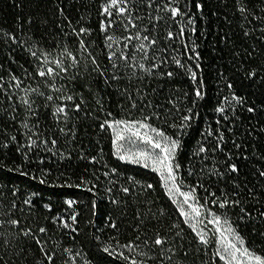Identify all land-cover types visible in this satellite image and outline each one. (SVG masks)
Wrapping results in <instances>:
<instances>
[{"label":"trees","instance_id":"1","mask_svg":"<svg viewBox=\"0 0 264 264\" xmlns=\"http://www.w3.org/2000/svg\"><path fill=\"white\" fill-rule=\"evenodd\" d=\"M104 2L0 0V84L3 85L0 88V204L3 206L0 210L9 213L15 201L17 208L11 211L10 217L20 219L21 227L34 231L45 227L48 232L46 235L41 234L40 238L48 242L46 248L49 251L56 252L55 264H129L119 257V253L134 254L121 246L129 241L141 243L145 239L151 243L157 233L169 237L168 247H174L176 251L171 261L164 259V264H212L211 249L206 253L191 229L183 223L159 175L142 165L119 160L114 155L111 132L99 128L105 118H141L140 109H130L128 101L116 90L117 87L128 88L137 103L146 100L153 106L162 105L163 110H166L172 107L167 101L175 99L181 112L192 108L194 115L199 113L191 122V128L185 129L187 134L180 135L183 143L177 160L181 165L179 175L184 190H188L189 186L196 187L200 202L203 204L207 199L209 208L217 213H225L238 226L247 245L257 254L264 255V237L260 235L264 232V217L260 215L264 212V177L259 175V171H264V31H261L264 29V19H260L264 17V0H179V7L187 13L183 17L186 31L183 38L177 36L173 40L167 39V33L179 32L181 24L176 21L181 18L170 19V14L162 10V5L168 0H155L151 7L148 6V0H133V15L139 17L136 23L144 35L156 39L155 55L167 58V64L162 65L160 71H174L175 77L167 79L160 75H145L141 80L136 78L142 75L137 70L136 77L129 79L133 70L128 69L124 79L109 87L95 74L89 77L92 66L88 62L86 71V62L82 59L77 79H57L56 84H65L66 88L61 93L52 92L36 76L34 66L38 61L30 56L28 48L38 53L50 52L52 57L57 56L64 45L75 51L74 38L63 34L71 32L68 27L70 20L77 30L81 26L92 30L86 39L93 42L91 50L101 67L107 65L105 35L100 31V22L104 19L101 16ZM198 4L203 6L202 11L198 10ZM157 5H161L160 10ZM240 6L249 10L247 19L238 11ZM59 9H63V15ZM157 15L163 19H154ZM190 18L194 19L195 33L187 25ZM29 19L31 24L28 23ZM112 19L117 20V17L113 15ZM110 31L118 38L129 34L118 20ZM246 31L248 35H245ZM5 33L9 35L5 36ZM11 36H15L20 43L9 38ZM185 45L188 46L187 50ZM114 47H122V42ZM193 47L200 56L198 76L202 72L206 92L203 100L195 97L196 85L189 75L172 63V57L175 56L194 67L195 61L188 59L189 54L194 55ZM126 51L136 57L133 63H151L142 60V54L135 52L131 44ZM25 70L30 76L25 75ZM253 72L256 75L250 77ZM74 73L75 70L70 69L69 75ZM11 75L23 81L22 88L38 87L45 95L51 93L58 97L75 93L79 97L82 94L86 102L82 107L92 112V117L70 113L73 118L67 128H73L74 125L75 138L65 136L60 132L64 125L53 117L49 102L31 94L38 111V127L33 131L39 134L40 140L56 139L57 143L54 147L41 144L39 148H27L25 130L19 127L23 109L19 108L18 97L24 93L12 86L14 81L10 80ZM228 84L232 85L231 89ZM233 95L241 97L243 103L233 101ZM101 98L103 111L96 103ZM193 101H196L195 104ZM76 102L79 103V99ZM55 103L62 101L57 99ZM13 105L17 107L16 113L12 112ZM220 106L225 108L224 114L216 111ZM250 107L255 111L248 112ZM161 110L152 107L144 108L143 111L147 115ZM108 112L112 113V117H107ZM13 114L17 115L16 122L10 119ZM176 115L173 110L169 119ZM224 115L228 116L227 120L223 118ZM34 123L35 119L29 121L30 125ZM152 123L169 135L177 134V130L169 127L166 121L154 120ZM209 130L223 133L222 150L196 155L201 144L211 149L217 143L214 137L207 135ZM12 136H16V142L11 140ZM5 144L7 147L3 146ZM204 156L208 158L204 159ZM92 158H95V162ZM230 163L237 165L238 173L227 171ZM112 169L116 170L115 173H112ZM216 170L223 175H214ZM105 172L110 175L105 176ZM41 179L46 182L41 184ZM82 179L91 183L79 188L65 186L79 185ZM91 184L97 185L94 189L96 195L86 190ZM147 184L154 187L148 189ZM123 187L132 189V195L126 196L121 191ZM108 188L112 189L111 193L107 192ZM13 190H18L16 196L12 195ZM211 192L221 199L226 195L230 200L239 201V204L221 210L211 204V200L216 198L210 196ZM29 196L33 202L31 208L22 203ZM110 198L123 203L118 207L111 203ZM68 199L77 202L73 208L65 203ZM93 202L96 203L95 215ZM44 205H50L51 211ZM73 211L79 213L76 224L69 219ZM246 213H251V216ZM57 216L67 220L71 227L64 228L59 221H55ZM109 217L116 221L118 230L108 226ZM7 219L9 215L0 216V220ZM176 224H179L178 228L173 227ZM73 227L78 232L72 231ZM178 231L183 239L176 236ZM19 232V228L7 223L0 227V233L3 234L0 235V264H39L43 257L38 247L22 235L16 238ZM137 236L140 237L139 241L136 240ZM104 247H110L112 254L105 253ZM69 248L75 256L74 261L65 251ZM143 251L157 259L139 255H135V258L145 259L147 264H160L158 248H143ZM184 251L188 252L187 256L183 254ZM167 255L171 253H165ZM215 264L222 262L216 259Z\"/></svg>","mask_w":264,"mask_h":264},{"label":"snow or ice","instance_id":"2","mask_svg":"<svg viewBox=\"0 0 264 264\" xmlns=\"http://www.w3.org/2000/svg\"><path fill=\"white\" fill-rule=\"evenodd\" d=\"M155 3V0H148V6ZM133 0H105L101 8V16L104 19L100 22V31L105 35V48L107 49V60L108 64L101 67L100 62L97 57L93 55L91 50L92 41L87 40L86 38L91 35V29L81 26L78 30L72 26L70 20H68V27L71 28V32L63 33L65 36L71 35L76 43V49L73 51L67 45H64L60 50L59 54L55 57H52L50 52H37L31 47L28 48L30 56L35 58L38 63L35 64L36 76L43 81L52 92L61 93L66 88L65 84H56V80H70L75 81L77 76L80 75L79 69L81 66V60L83 59L85 63V70L87 71V63L91 64V71L88 72L89 77L93 74L97 78H102L105 85L111 87L113 83L118 82L125 78L128 75L127 70L132 69L129 79L136 77L137 70L142 74L137 79H143V76H153L160 75L162 78L172 79L175 77L176 73L174 71H165L161 72L160 68L162 65L167 64V58H160L155 55L154 46L157 44L156 39L150 38L148 35H144L140 26L136 23V20L139 19L138 16H134L133 13L135 9L132 7ZM198 10L203 9V6L198 4ZM157 9H161V5H157ZM162 10L170 14V19L176 20L177 17H180V20L176 22L181 24L178 33H173L168 31L167 39L173 40L177 36L183 38L186 31V26L183 23V17L187 15L185 11H182L179 7V0H168L167 3L162 5ZM60 13L63 15V9H59ZM238 11L241 15L247 19V14L249 10L245 6H240ZM115 15L117 20L121 23L122 27L129 34L118 38L111 34V29L116 24L117 20H113L112 17ZM67 20L68 18L65 17ZM153 19V17H150ZM156 20L163 19L162 16L157 15L154 17ZM260 19H264L261 17ZM31 24V19L28 21ZM251 23V21H249ZM187 25L191 26L190 31L195 33L196 29L194 27V19L190 18L187 21ZM135 30L134 32L132 30ZM264 31V29H261ZM249 33L246 31L245 35ZM5 36L9 34L5 33ZM12 40L16 41L18 44L19 40L15 36L9 37ZM122 42V47H114ZM135 42V43H133ZM147 42V43H145ZM132 45V48L135 52L142 54L141 59L144 61H151L147 64L144 62L133 63L136 57L130 55L128 51L129 45ZM188 46L185 45L187 50ZM150 53H152L150 55ZM192 54L188 55V59L194 60L195 64L193 65L186 64L181 61V59L173 56L172 63H174L178 68L182 69L186 74L189 75L190 79L196 85L195 87V97L197 100H203L205 98V86L201 75L198 76V70H200V56L199 53L195 51V47L192 49ZM51 57V58H50ZM70 69H74L75 73L69 75ZM122 73L124 75H122ZM25 75L30 76L29 73L25 70ZM256 73H250L251 76H255ZM83 78V77H81ZM2 79V78H0ZM11 81H14L12 85L14 88L20 89L24 94L18 97V105L20 109H23V118L19 120V127L25 130V135L27 136L28 143L27 148H39L41 144L50 145L54 147L57 143L56 139H39V134L34 132L33 129L38 127V111L34 107L35 100L32 99L31 94L41 96L45 101L49 102L52 107V115L57 119L58 122L63 123L64 127L60 128V132L65 136L71 135L75 138V132L73 128H67L68 123L72 120L70 113H82L84 116L91 118L93 113L87 111L82 105H85V100L83 95L80 94L79 97L75 93L64 94L58 97H54L51 93L45 95L39 90L38 87H21L23 81L15 76L11 75ZM0 88H3V85L0 84ZM228 88L231 89L232 85L228 84ZM117 92L123 97L124 100L128 101V107L130 109H140L141 118L140 119H108L105 118L100 124L99 128L101 131H110L111 132V143L114 149V155L121 161L129 162L132 164L142 165L145 169H150L152 172L157 173L162 182L163 188L166 190L168 197L176 205V208L179 212V215L183 218V223L187 225L191 232L194 234L195 239L198 244L203 246L205 252L211 249L212 264H215L216 259L222 262V264H264V255L257 254L255 250L247 245V241L241 235L238 226L235 225L225 213H217L213 211L212 208L208 207V200L205 199L204 203L200 202V197L197 195L196 187L189 186L188 190H184V184L182 177L179 175V170L181 168L180 163L177 160L179 151L182 147L183 141L180 138V135H186L185 129L191 128V122L194 118L198 117L199 113L193 114L192 108H188L185 112H181L177 106L175 99H169L168 104L172 105L171 108L163 110L162 105L153 106L150 101L141 100L137 103V100L133 94L128 90V88H119L117 87ZM137 93H139V88H137ZM59 99L62 103H55ZM79 99V103H77ZM233 101L238 104H242L243 100L241 97L233 95L231 97ZM11 100V96H9ZM228 98L225 97V101ZM68 102H71L69 104ZM196 101H193L195 104ZM99 109L103 111V98L96 101ZM123 107V105H120ZM12 112H17V107L15 105L11 106ZM159 108L161 111H152L150 114H144V108ZM175 110L177 113L176 117L169 119L172 116V112ZM218 113L224 114L225 108L220 106L216 109ZM248 112H254L255 109L248 108ZM107 117H112V113L108 112ZM225 120L228 119L227 115L223 117ZM10 119L13 122L17 121V115L13 114L10 116ZM35 119L36 123L30 125L29 121ZM154 120H163L168 123V126L177 130L176 135H169L165 130L160 127L154 126L152 121ZM178 121V122H177ZM219 123V121L217 122ZM208 136L214 137L217 143L209 149L204 144H201L197 150L196 155L206 154L210 151L212 153L222 150L221 146L224 142V135L222 132L214 133L209 130L207 132ZM36 138H33V137ZM11 140L16 142V136H12ZM7 147V145H3ZM236 147H239L237 145ZM51 151V147L48 148ZM27 156V152H25ZM207 156H204V159H207ZM246 158V157H245ZM95 162V158H92ZM112 173H115V169L111 170ZM227 171L229 173H238L239 169L236 164H228ZM22 175H28V173H21ZM191 174V172L189 173ZM216 176H222L223 173L216 170L214 173ZM105 176L110 175L109 172L104 173ZM259 175L264 177V171H259ZM41 184H44L46 181L41 179L39 181ZM91 181L83 180L79 185L67 184L68 187H82L90 184ZM96 184H91V187H87L86 190L90 193L94 192L96 189ZM148 189H152L154 186L152 184H147ZM198 187H203V185H198ZM121 191L126 196L132 195V189L129 187H123ZM205 191H208L205 189ZM18 190H13L12 195L16 196ZM107 192L111 193L112 189L108 188ZM35 195V194H33ZM210 196L216 197L214 192L210 193ZM110 201L113 205L120 206L123 202L110 198ZM24 205H27L29 208L33 207L32 197L22 201ZM69 208L77 203L72 199L65 201ZM211 204L221 210L227 209L231 206L238 205L239 201L230 200L225 195L224 198L216 197L211 200ZM2 204H0V209H2ZM49 211H51L50 205H44ZM17 208L15 201L12 202L11 209L9 213H5L0 210V216L9 215V219L0 220V227L4 223L11 225L13 228H19L20 232L16 234V238L23 236L29 241L34 242L39 249V252L43 259L39 264H55L56 252L49 251L46 248L48 243L46 240L40 238L41 234L46 235L48 230L45 227H39L37 230L32 228H23L21 227L20 219H13L10 217L11 211H14ZM93 215H95L96 203L93 202ZM243 212L244 209H241ZM163 214V213H162ZM79 213L73 211V214L69 217L73 224H76L77 217ZM246 215L251 216V213H246ZM264 217V212L260 213ZM244 219L243 216L240 218ZM55 221H59L64 228H69L71 225L67 220L63 219L60 216L54 218ZM110 223L108 226L112 229L118 230V225L115 220H112L109 217ZM211 226V227H209ZM174 228H178L179 224L173 225ZM72 231L78 232L77 228H72ZM0 235H3L0 233ZM264 237V232L260 234ZM176 236L183 239L181 232H176ZM98 239V237H97ZM137 241L140 240V237L137 236ZM7 243V241H6ZM169 237L161 236L159 233L156 234L155 238L149 243L147 239L137 243L136 241H129L128 243L122 245L121 247L127 249L129 253L134 255H125L124 252L119 253V257L129 264H147L145 259H136L135 255L147 257L152 260H156V256L149 257V253L143 251V248H158L160 250V264H164V259L168 261L172 260V256L176 254L174 247H168ZM179 247L182 248V245ZM65 251L72 257V260H75V256L72 255V249H65ZM103 251L105 253L112 254L110 247H104ZM165 253H171V255L165 256ZM185 256L188 255L187 251H184ZM78 255V253H77ZM70 264V262H68Z\"/></svg>","mask_w":264,"mask_h":264}]
</instances>
